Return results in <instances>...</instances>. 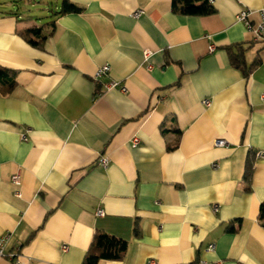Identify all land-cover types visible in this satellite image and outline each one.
<instances>
[{"label":"crops","instance_id":"obj_1","mask_svg":"<svg viewBox=\"0 0 264 264\" xmlns=\"http://www.w3.org/2000/svg\"><path fill=\"white\" fill-rule=\"evenodd\" d=\"M69 1L82 11L55 15L42 50L20 35L40 25L0 2V65L18 71L0 95V264H83L98 231L129 243L98 264H264V37L237 20L260 23L264 0H214L204 17L173 0ZM238 46L261 60L248 77ZM111 80L126 93L99 94Z\"/></svg>","mask_w":264,"mask_h":264},{"label":"trees","instance_id":"obj_2","mask_svg":"<svg viewBox=\"0 0 264 264\" xmlns=\"http://www.w3.org/2000/svg\"><path fill=\"white\" fill-rule=\"evenodd\" d=\"M81 11V8L70 3L69 0H63L61 10L56 12L55 15H66ZM172 11L175 14L195 17H204L215 13V10L209 3V0H173ZM53 25H55V21L35 26L28 30H23L20 32V35L28 44L42 50L44 49L48 37H50V34L47 36L45 32L49 31ZM246 51L247 49L238 46L236 52L232 50L229 51V56L232 66L241 70L244 75L248 77L253 70L261 64V60L258 59L251 66H248L245 58ZM17 77L18 71L0 65L1 96H7L16 89L18 85ZM162 128H165V123L162 125ZM176 133L179 137L182 134L180 130H176ZM254 160L255 154H249L245 172V180L249 184L252 181L254 173ZM260 216L264 219V203L261 206ZM134 236L138 238L141 236V231L138 225L135 226ZM128 246V241L98 231L94 236V240L86 254L83 264H98L101 260L120 261L126 255Z\"/></svg>","mask_w":264,"mask_h":264},{"label":"built area","instance_id":"obj_3","mask_svg":"<svg viewBox=\"0 0 264 264\" xmlns=\"http://www.w3.org/2000/svg\"><path fill=\"white\" fill-rule=\"evenodd\" d=\"M209 3L212 5L214 4V0H209ZM144 12L143 11H138L134 14V17L135 18H139L141 15H143ZM251 16V12L248 11V10H243L239 13V15L237 16V20L241 23H243L245 26H246V29L247 31L252 35L253 37V41H260L263 39L264 37V10H262L260 12V16H261V21L260 23H258L257 25H253L250 21H249V18ZM215 51V46H210V52H213ZM151 52L150 51H145L144 52V62L147 63L149 62V59L151 57ZM148 69L151 71L153 70V66L152 65H148ZM109 73H110V67L108 65H105L103 67H101L96 75L94 76V80L95 81H100L101 79H105L109 76ZM115 89H119L121 92H124L126 93V88L118 81H110L108 83H106L104 85V88H103V91H101L99 94H101L102 92L104 91H110V90H115ZM204 105L209 107L211 106V100L209 99H205L203 101ZM22 140L23 141H27L28 140V136L27 134H23L22 135ZM140 143V140L138 137H135L132 141V147L133 148H136ZM228 143L226 142V140H217L215 141V146L216 147H225L227 146ZM257 158L259 159H263L264 158V151H259L256 155ZM99 163L102 167L106 168L109 164V161L107 158H100L99 160ZM12 182L14 184V186L17 188L16 190V196L17 197H21V193H20V186H21V177L19 174H15L13 177H12ZM215 211L217 212L218 211V207H215L214 208ZM97 215L98 216H103L104 215V212L102 210H99L97 212ZM7 241V238H2L0 239V258L3 257L5 255L4 253V246H5V243ZM215 247L212 246L211 249L213 250ZM64 250H67V247L64 246L63 247ZM11 257L15 260V264H22L21 261L19 260V257H18V254H12Z\"/></svg>","mask_w":264,"mask_h":264},{"label":"rangeland","instance_id":"obj_4","mask_svg":"<svg viewBox=\"0 0 264 264\" xmlns=\"http://www.w3.org/2000/svg\"><path fill=\"white\" fill-rule=\"evenodd\" d=\"M5 8L32 24H44L53 20L61 0H0Z\"/></svg>","mask_w":264,"mask_h":264}]
</instances>
